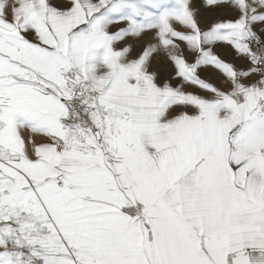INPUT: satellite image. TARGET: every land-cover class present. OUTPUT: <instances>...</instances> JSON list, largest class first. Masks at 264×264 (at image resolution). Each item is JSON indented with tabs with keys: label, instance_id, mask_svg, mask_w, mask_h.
Wrapping results in <instances>:
<instances>
[{
	"label": "snow or ice",
	"instance_id": "snow-or-ice-1",
	"mask_svg": "<svg viewBox=\"0 0 264 264\" xmlns=\"http://www.w3.org/2000/svg\"><path fill=\"white\" fill-rule=\"evenodd\" d=\"M0 264H264V0H0Z\"/></svg>",
	"mask_w": 264,
	"mask_h": 264
},
{
	"label": "rangeland",
	"instance_id": "rangeland-1",
	"mask_svg": "<svg viewBox=\"0 0 264 264\" xmlns=\"http://www.w3.org/2000/svg\"><path fill=\"white\" fill-rule=\"evenodd\" d=\"M194 2H195L197 5H199V4L202 2V0H194ZM201 11L203 12L204 10L201 9Z\"/></svg>",
	"mask_w": 264,
	"mask_h": 264
}]
</instances>
